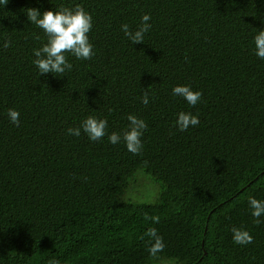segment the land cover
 <instances>
[{
  "label": "trees",
  "instance_id": "obj_1",
  "mask_svg": "<svg viewBox=\"0 0 264 264\" xmlns=\"http://www.w3.org/2000/svg\"><path fill=\"white\" fill-rule=\"evenodd\" d=\"M77 5L92 16L95 55L66 53L71 71L40 76L33 49L46 37L26 13ZM144 13L152 27L132 45L120 26L136 29ZM260 28L264 0L0 3V44L11 41L0 48V264H133L152 227L163 251L184 254L170 264H264V216L256 223L248 206L264 200ZM176 85L201 91V101L173 96ZM8 109L20 113L18 125ZM180 111L199 125L179 131ZM128 114L148 125L141 155L107 135L93 142L66 132L89 115L121 132ZM233 227L252 243H234Z\"/></svg>",
  "mask_w": 264,
  "mask_h": 264
},
{
  "label": "clouds",
  "instance_id": "obj_2",
  "mask_svg": "<svg viewBox=\"0 0 264 264\" xmlns=\"http://www.w3.org/2000/svg\"><path fill=\"white\" fill-rule=\"evenodd\" d=\"M8 0H0V3L6 4ZM27 20L40 28L45 37L46 42L42 43L39 48L33 49L34 59L32 63L38 70L39 75L51 73L56 77H64L66 72L71 71L72 64L65 55L70 54L76 59L89 60L95 53L93 45L89 40V32L92 29L93 19L91 14L82 6L64 7L58 9L45 10L41 12L37 8H29L26 13ZM151 16L148 13L141 15L140 24L136 29H131L128 24L120 26L121 31L128 41L134 43H144L145 34L149 32L152 25L149 23ZM254 54L264 60V28H260L253 36ZM11 41L5 39L0 48H8ZM172 95L183 98L186 103L195 107L201 101L202 93L199 90H193L190 85H176L172 88ZM141 103L149 104V96L145 93L141 97ZM7 116L11 123L19 124L20 113L15 109H8ZM128 125L121 131H113L109 133L108 121L105 118H98L89 115L82 120L79 127H70L66 130L70 136H80L81 131L86 134L90 141H100L107 135L108 142L116 145L123 142L127 151L133 155H141L144 148L142 137L148 125L144 119L134 115H127ZM198 115L190 111H180L177 113L175 125L179 131H187L190 127L194 128L199 125ZM248 206L251 215L255 218L256 223H260V217L264 216V200H258L254 197L248 199ZM155 223H159L156 218ZM233 242L240 245L252 243L251 234L242 228L233 227ZM149 238L148 252L155 256L158 252L163 251L165 244L163 237L158 233L155 227L147 230ZM55 264V262H53Z\"/></svg>",
  "mask_w": 264,
  "mask_h": 264
},
{
  "label": "rangeland",
  "instance_id": "obj_3",
  "mask_svg": "<svg viewBox=\"0 0 264 264\" xmlns=\"http://www.w3.org/2000/svg\"><path fill=\"white\" fill-rule=\"evenodd\" d=\"M146 182H142L141 183V187H144V189H146ZM134 190L137 188V183H133L132 184V188ZM139 188V187H138ZM131 189L129 191H131ZM134 194H136L138 200H145L147 202L153 201L150 200L148 198H144L141 195H138L137 193L134 192ZM142 197V198H141ZM148 199V200H146ZM148 248L143 249L138 255L137 257L134 259L133 264H170L171 260L173 259H179L182 258L184 256V254L180 251H161L158 252L155 256H152L149 254Z\"/></svg>",
  "mask_w": 264,
  "mask_h": 264
}]
</instances>
